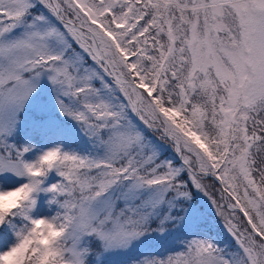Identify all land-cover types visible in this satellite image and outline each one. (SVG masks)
Returning <instances> with one entry per match:
<instances>
[{"label": "snow or ice", "instance_id": "snow-or-ice-1", "mask_svg": "<svg viewBox=\"0 0 264 264\" xmlns=\"http://www.w3.org/2000/svg\"><path fill=\"white\" fill-rule=\"evenodd\" d=\"M0 264H264V0H0Z\"/></svg>", "mask_w": 264, "mask_h": 264}]
</instances>
